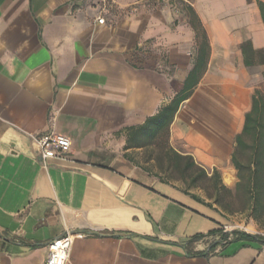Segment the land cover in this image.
I'll return each mask as SVG.
<instances>
[{
	"label": "crops",
	"instance_id": "0c3cea01",
	"mask_svg": "<svg viewBox=\"0 0 264 264\" xmlns=\"http://www.w3.org/2000/svg\"><path fill=\"white\" fill-rule=\"evenodd\" d=\"M170 1L0 0V264H46L67 233L68 264H264L256 242L189 255L213 242L189 244L196 235L261 226L240 202L223 205L237 199V137L264 93V0ZM193 72L169 144L209 177L219 172L221 203L169 179L150 143L127 149L128 129ZM51 132L72 150L45 168L36 138Z\"/></svg>",
	"mask_w": 264,
	"mask_h": 264
},
{
	"label": "trees",
	"instance_id": "16d2710c",
	"mask_svg": "<svg viewBox=\"0 0 264 264\" xmlns=\"http://www.w3.org/2000/svg\"><path fill=\"white\" fill-rule=\"evenodd\" d=\"M259 7L264 21L263 1H259ZM243 51L245 56L247 55L246 64L253 65L255 61L251 57L252 54L248 53L246 45L243 46ZM258 54L264 62V51ZM194 79L193 72L187 78L183 91L164 106L157 115L149 118L140 127L128 129L127 149L147 147L150 143L155 150H158L159 154L155 160L161 165V170L167 173L169 179L182 180L187 189L201 188L205 191L209 190V192L214 191L217 194V203H221L220 195L229 191L222 185L219 172L215 171L213 176L209 177L206 170L197 165L193 157L179 155L169 144L170 125L181 104L192 95V89L196 85ZM159 134L161 141L158 139ZM155 139L157 140L155 141ZM165 162L167 166H165ZM233 162L239 171L241 182L237 186V199L227 202L223 206L228 210H234L237 203L240 202L242 209H247L251 217L261 227H264V93L260 90H257L253 97L252 110L246 116L242 134L237 137V149ZM161 180L164 179L161 177ZM239 192H241V196ZM210 237L213 238V242L208 251L189 252V255L209 257L220 245L232 242L246 241L264 244L263 235H254L241 230L232 232L214 230L206 235L199 234L192 237L189 244ZM183 246L187 248L186 244Z\"/></svg>",
	"mask_w": 264,
	"mask_h": 264
},
{
	"label": "built area",
	"instance_id": "2783aa9c",
	"mask_svg": "<svg viewBox=\"0 0 264 264\" xmlns=\"http://www.w3.org/2000/svg\"><path fill=\"white\" fill-rule=\"evenodd\" d=\"M100 24H105V17L98 19ZM40 162L48 168L52 160L65 159L72 150V141L69 137L56 132L47 133L36 138ZM74 234L67 233L63 237L50 242L46 264H68Z\"/></svg>",
	"mask_w": 264,
	"mask_h": 264
},
{
	"label": "rangeland",
	"instance_id": "374dc122",
	"mask_svg": "<svg viewBox=\"0 0 264 264\" xmlns=\"http://www.w3.org/2000/svg\"><path fill=\"white\" fill-rule=\"evenodd\" d=\"M170 2H172V3H179L181 1L180 0H171ZM237 205H239V202L237 203ZM243 230L244 231H247V232H254L255 234L264 235V227H261V226L259 228H256L255 230L252 229L250 226H246V227L243 228Z\"/></svg>",
	"mask_w": 264,
	"mask_h": 264
}]
</instances>
